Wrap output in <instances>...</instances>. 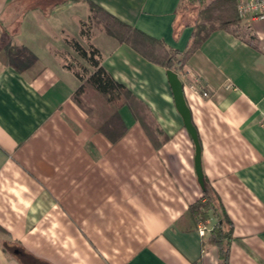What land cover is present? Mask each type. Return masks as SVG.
<instances>
[{"label": "crops", "instance_id": "0c3cea01", "mask_svg": "<svg viewBox=\"0 0 264 264\" xmlns=\"http://www.w3.org/2000/svg\"><path fill=\"white\" fill-rule=\"evenodd\" d=\"M56 1L0 0V264H219L209 233L223 211L229 264H264V22L214 30L177 72L218 199L195 227L186 213L204 188L167 69L100 29L81 36L88 3ZM92 1L170 48L191 43L183 0ZM72 39L99 49L151 127L123 106L118 142L96 130L71 97Z\"/></svg>", "mask_w": 264, "mask_h": 264}, {"label": "trees", "instance_id": "16d2710c", "mask_svg": "<svg viewBox=\"0 0 264 264\" xmlns=\"http://www.w3.org/2000/svg\"><path fill=\"white\" fill-rule=\"evenodd\" d=\"M69 0H59L53 6ZM85 1L90 9L88 20L81 22L80 33L90 39L94 28L98 27L107 35L134 48L148 60L171 69L175 72L184 65L186 59L199 48L211 32L223 28L241 35L238 24L241 19L237 11V0H183L185 9L198 2L202 5L195 28L191 36V43L185 51L167 46L163 39L149 35L137 27L131 26L114 14L107 11L92 0ZM182 6V5H181ZM72 47L82 63L73 71L80 78L81 83L73 93V100L88 114L89 122L97 131L105 134L110 142H118L127 132V125L122 121L120 109L129 106L134 116L147 127L153 123L152 116L137 96L122 82L115 79L102 65L99 49L93 44L82 45L77 39H72ZM99 117L98 119H96ZM203 197L189 206L186 217L191 220V226L209 218V212L217 214V196L213 188L205 182ZM221 206V203H220ZM190 226V227H191ZM233 231V223L228 214L223 211L215 221L209 233V241L219 249V264H229V245ZM5 250L7 245H3Z\"/></svg>", "mask_w": 264, "mask_h": 264}, {"label": "water", "instance_id": "95a60500", "mask_svg": "<svg viewBox=\"0 0 264 264\" xmlns=\"http://www.w3.org/2000/svg\"><path fill=\"white\" fill-rule=\"evenodd\" d=\"M167 75H168V80L170 82L171 88L173 90L172 93L174 94L175 106L177 107L178 111L182 115L187 131L190 133L191 137L193 138L194 144L196 146V155L194 156L196 171L198 175V180L201 186L204 188L205 182H203L204 179H203V172H202V167H201V146L199 143L196 128L192 122L191 111L189 109V106L186 103V99L184 96V90H183V83L180 80L177 72L169 69L167 70Z\"/></svg>", "mask_w": 264, "mask_h": 264}, {"label": "built area", "instance_id": "2783aa9c", "mask_svg": "<svg viewBox=\"0 0 264 264\" xmlns=\"http://www.w3.org/2000/svg\"><path fill=\"white\" fill-rule=\"evenodd\" d=\"M237 11L242 21L264 22V0H237ZM203 95L208 96V92L203 91Z\"/></svg>", "mask_w": 264, "mask_h": 264}, {"label": "rangeland", "instance_id": "374dc122", "mask_svg": "<svg viewBox=\"0 0 264 264\" xmlns=\"http://www.w3.org/2000/svg\"><path fill=\"white\" fill-rule=\"evenodd\" d=\"M206 2L210 1V0H205ZM186 3V1H185ZM185 3H182V6L180 7V11L181 14L180 15H184L185 18L188 19H193L194 17L198 18V13L202 7V5L198 2L195 1V3L191 4L188 8L185 9ZM94 29H99L98 27H95ZM72 59H70L71 61ZM74 60V59H73ZM82 63V60H76L74 61V64L76 67H78L79 64ZM99 117H97L96 119H98ZM106 136V135H105ZM11 235H9L8 231L4 230V229H0V240L4 241L8 238H10Z\"/></svg>", "mask_w": 264, "mask_h": 264}]
</instances>
